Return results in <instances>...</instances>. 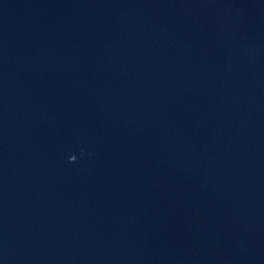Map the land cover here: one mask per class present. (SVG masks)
<instances>
[{"label": "water", "instance_id": "95a60500", "mask_svg": "<svg viewBox=\"0 0 264 264\" xmlns=\"http://www.w3.org/2000/svg\"><path fill=\"white\" fill-rule=\"evenodd\" d=\"M0 264H264V0H0Z\"/></svg>", "mask_w": 264, "mask_h": 264}, {"label": "clouds", "instance_id": "9594fccd", "mask_svg": "<svg viewBox=\"0 0 264 264\" xmlns=\"http://www.w3.org/2000/svg\"><path fill=\"white\" fill-rule=\"evenodd\" d=\"M81 155H88V153H85V152H83V150H82V151H81ZM76 160H77L76 155H71V156L69 157V163H74Z\"/></svg>", "mask_w": 264, "mask_h": 264}]
</instances>
